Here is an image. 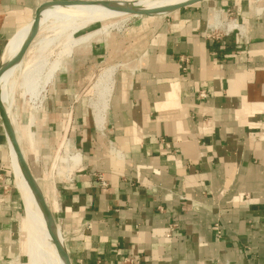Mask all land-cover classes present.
<instances>
[{
	"label": "crops",
	"instance_id": "obj_1",
	"mask_svg": "<svg viewBox=\"0 0 264 264\" xmlns=\"http://www.w3.org/2000/svg\"><path fill=\"white\" fill-rule=\"evenodd\" d=\"M54 1L75 0H0V61ZM134 18L72 49L23 147L31 175L53 183L47 207L69 264H264V0H198ZM102 70L110 92L96 98ZM2 107L0 264H22L25 211Z\"/></svg>",
	"mask_w": 264,
	"mask_h": 264
},
{
	"label": "bare ground",
	"instance_id": "obj_2",
	"mask_svg": "<svg viewBox=\"0 0 264 264\" xmlns=\"http://www.w3.org/2000/svg\"><path fill=\"white\" fill-rule=\"evenodd\" d=\"M197 1H54L46 4L37 12L36 21L31 20L22 26L7 41L0 61V101L3 105L1 114L4 118L5 127L6 129L10 127L13 133L12 137L8 134L9 164L15 188L21 197L25 211V242L21 253L24 257V263L22 264H66L68 262L59 227L48 210L47 203L36 178L27 173L26 167L23 164L22 158L23 156L25 158V154L14 126V117L10 111V102L12 101L11 96L8 98V92H10L12 86L10 78L14 71L20 67L24 57V55L22 56L24 50H27L32 40L45 25L51 26L52 30L54 28L51 34L49 33V36L42 37L38 41V50L43 53L51 45H60L58 50H56L57 53L55 52L54 60L48 63L47 58L42 55L43 57L41 58H34L30 62L28 61V64L20 72L19 85L22 90V96L27 95L33 106L32 112L29 113V119L25 124L27 138L32 142V115L39 106L44 88H46L52 74L57 68L62 66L64 59L72 52L74 47L86 45L90 39L106 33L112 26L117 24L115 21L100 20L126 17L129 14H133V16L142 15L141 13H146L145 15L148 17H155L174 11L180 4L189 5ZM84 30L87 32L82 33ZM110 71L104 72L102 70V74L99 75L95 83L93 82L96 98H104L109 91V86L107 85H109ZM98 115H95L97 124L101 121ZM68 126V123H66L65 129ZM65 142L66 140L60 145L61 152ZM61 152L55 160L60 157ZM46 176L51 180L49 175Z\"/></svg>",
	"mask_w": 264,
	"mask_h": 264
},
{
	"label": "rangeland",
	"instance_id": "obj_3",
	"mask_svg": "<svg viewBox=\"0 0 264 264\" xmlns=\"http://www.w3.org/2000/svg\"><path fill=\"white\" fill-rule=\"evenodd\" d=\"M132 15L133 14H129V16H126V17L102 19L100 21H115L117 24H115V26H112L107 32H111L112 31V32H116V33L120 34V33L125 32V30L132 25V19L133 20L136 19ZM122 19H124V20H122ZM55 28H57V27H55ZM53 30H54V28H53ZM53 30H52L51 26L49 27V26H46V25L42 28V30L38 33V35L32 40V42L28 46L27 50H24V52L25 51L26 52H25V54H24V52L22 54V56L24 55V57L22 59L21 65H20V67L18 69H16L14 71V73L12 74V76L10 78V81L12 82L11 90H10V92H8V95H9L8 98H10V96L12 98V101L10 102V111H11L13 117H14V121H15V125L14 126H15V129H16V132L18 133V137H19L22 149H23V147H25V148L29 147L32 142L27 138L28 136H27V133H26V130H25V124H22L20 121L21 120H23V121L25 120L24 116L27 115L25 113L26 111L28 112V117H29V113L32 112V107L33 106H32V103L30 102V99H29V97L27 95H23L22 96V90H21L20 85H19L20 72H21V69L26 64H28V61L30 62L34 58H41V57L45 56L47 58V60H48V63H50L52 60H54L55 55L57 53L56 50H58V47L60 46L59 44L51 45V47L49 49H47L44 53L40 52L38 50V47H39L38 41L41 40L42 37L49 36ZM85 31L86 30H84L83 32H85ZM107 32L104 33V34H101L100 36L106 35ZM52 50H53V52H52ZM46 52H48V53H46ZM50 53H51V55H50ZM22 56H21V58H22ZM37 56H39V57H37ZM46 90H47V88H44V91H43L42 94L46 95ZM38 107H37V109H38ZM35 112H33V115H32L33 117H34ZM21 115H22V117H21ZM33 117H32V126H33ZM23 151H24V149H23ZM62 153H63V155H64V157L66 159L73 160L74 162L77 161V152L70 149V145H69L68 142H66L65 145L63 146ZM58 160L59 159L55 160V163H54V168L55 169H57L59 166L62 165V164L59 163ZM36 180H37V182H38V184H39V186H40V188L42 190V193H43V196H44V199H45L47 205L49 204V202L53 205V200L54 199L51 198V197H52L53 192H54V187H53L52 181L47 178L46 174H45V176L42 179H36ZM24 228H25V221L23 220L22 221V225L20 226V229L23 232V238H22L21 243H20V245H21L20 248L22 247L21 251L23 249L24 242H25V237H24L25 236V229Z\"/></svg>",
	"mask_w": 264,
	"mask_h": 264
},
{
	"label": "built area",
	"instance_id": "obj_4",
	"mask_svg": "<svg viewBox=\"0 0 264 264\" xmlns=\"http://www.w3.org/2000/svg\"><path fill=\"white\" fill-rule=\"evenodd\" d=\"M210 39H212V40H220V37L217 35V33H214L213 31H209V33H208V35H207ZM181 60L182 61H187V59H186V57H181ZM183 71L186 69V65H182L181 67H180ZM202 93V92H201ZM101 180V179H100ZM102 184H104L103 183V181L101 180L100 181ZM137 263V258L136 257H134V256H124L123 258H121L118 262H117V264H136Z\"/></svg>",
	"mask_w": 264,
	"mask_h": 264
},
{
	"label": "water",
	"instance_id": "obj_5",
	"mask_svg": "<svg viewBox=\"0 0 264 264\" xmlns=\"http://www.w3.org/2000/svg\"><path fill=\"white\" fill-rule=\"evenodd\" d=\"M75 1H82V0H75ZM84 1H87V0H84ZM197 2H198V1H197ZM180 6H184V5H183V4H180L177 8H179ZM141 14H146V13H141ZM36 20H37V11L35 12V16H34V18H33V21H36ZM21 54H22V53H21ZM2 118H3V116H2ZM3 122H4V118H3ZM4 126H5V124H4ZM5 129H6V127H5ZM6 131H7V133L12 137L13 133H12L10 127H9V129H6ZM22 159H23V160H22V161H23V164H24V166L26 167L27 173H28L30 176H32L31 173H30V171H29L28 166L26 165V163H25V161H24V158H22ZM66 260L68 261L67 254H66ZM66 264H69V261H68Z\"/></svg>",
	"mask_w": 264,
	"mask_h": 264
}]
</instances>
